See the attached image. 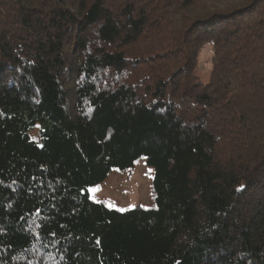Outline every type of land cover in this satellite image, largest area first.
<instances>
[{"label":"trees","instance_id":"16d2710c","mask_svg":"<svg viewBox=\"0 0 264 264\" xmlns=\"http://www.w3.org/2000/svg\"><path fill=\"white\" fill-rule=\"evenodd\" d=\"M0 264H264V0H0Z\"/></svg>","mask_w":264,"mask_h":264},{"label":"rangeland","instance_id":"374dc122","mask_svg":"<svg viewBox=\"0 0 264 264\" xmlns=\"http://www.w3.org/2000/svg\"><path fill=\"white\" fill-rule=\"evenodd\" d=\"M212 47L205 46L199 54V67L197 73L203 81H208L212 69ZM34 139H39L36 129L31 132ZM153 177L154 169L147 164L145 156L140 157L131 170L125 172L115 168L101 183L89 187L91 198L104 202L117 210H127L135 206L149 208L153 206ZM95 188L93 193L90 190Z\"/></svg>","mask_w":264,"mask_h":264},{"label":"snow or ice","instance_id":"6c2138e0","mask_svg":"<svg viewBox=\"0 0 264 264\" xmlns=\"http://www.w3.org/2000/svg\"><path fill=\"white\" fill-rule=\"evenodd\" d=\"M81 191L83 192V191H84V189H81ZM90 191L94 193V192L96 191V189H95V188H93V189H91ZM93 199H94V197H93ZM122 211H123V209H122Z\"/></svg>","mask_w":264,"mask_h":264}]
</instances>
